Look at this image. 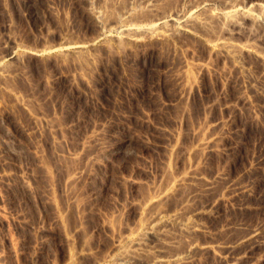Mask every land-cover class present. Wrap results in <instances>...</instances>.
I'll return each instance as SVG.
<instances>
[{
    "label": "rangeland",
    "instance_id": "rangeland-1",
    "mask_svg": "<svg viewBox=\"0 0 264 264\" xmlns=\"http://www.w3.org/2000/svg\"><path fill=\"white\" fill-rule=\"evenodd\" d=\"M130 1L96 0L89 5L87 0H31L33 5L26 8L20 0H0V55L7 54L13 42L24 50L33 51L43 44L57 43L62 35L75 41L90 38L97 33L91 11L100 9L112 21L119 5H129ZM249 1L258 0L240 2ZM157 2L162 9L176 4H179L178 8L183 7L180 0ZM29 11L36 12L33 19L28 17ZM242 26L244 28L230 38L244 42L250 38L249 33L251 36L255 33L257 52H261L260 56L262 54L263 57L262 27H251L246 23ZM214 27L217 32L219 26L214 24ZM221 34L229 38L225 33L219 32L218 35ZM206 36L211 38L213 33L206 32ZM150 42L125 50L117 47L118 50L114 46L106 51L98 47L96 56L90 62L92 64L85 65L75 57L41 58L24 54L15 59L6 58L9 67L7 74L10 76H0V139L8 135L20 147L18 157L10 159L6 168L11 172L17 167L29 172L32 186L30 191L25 190L16 180L4 191L0 184V206L4 205L2 207L9 216L8 221L0 222V250L10 263L65 264L69 247L75 254V264H92L94 258L110 253L112 246L103 224L105 217L121 207L123 216L115 222L114 227L123 222L131 223L133 207L128 206V202L147 194L146 188L150 183L168 177L163 162L169 153L168 145L173 143L171 133L176 135L175 143L179 142L171 159L172 172L179 171L193 160H200L199 167L205 176H212L225 167L230 177L238 173L235 176L242 177L243 183L252 186L260 197L254 202L257 210L242 213L222 203L216 215L201 217V222L215 238L229 240L235 235L223 236L218 234V230L215 231L228 223L239 220L252 225L264 221V165L259 170L248 172L249 164L254 159L264 160V65L250 53H244L235 62L242 69L235 70L228 59L209 54V48L196 37L180 34L170 42ZM183 61L192 68V78H195L197 86L188 98L181 97V84L176 78ZM198 63H205L211 68L196 73L195 64ZM147 66L149 69L145 68ZM244 72L251 79H258V82L253 80L255 89L248 85V80L240 79ZM224 75H229L226 76L229 78H223ZM240 93L248 97L247 103L251 104H243ZM15 98L21 101L17 102ZM226 103H230L232 108L227 110ZM217 119L224 121L226 129H221V132L219 129L216 133L219 131L220 137L228 133L229 137L225 138L223 134V140L219 138L223 144L219 140L216 144L219 148L225 147L224 150L229 147L227 152L214 151L204 153V156L198 152L194 154L196 156L193 153L188 157L183 155L194 144L192 130L202 127L201 133L206 135L211 131H206V125ZM100 125V143L104 146L123 140L128 143L124 154L120 152L111 156L105 164L95 167L89 164L85 152L79 151V148L84 140H88L90 131L98 130ZM68 150L79 151V157L71 161L67 158ZM79 169L80 176L74 183L71 182L73 185L68 184L67 177ZM128 174L146 183H128L119 179ZM217 186L215 192L202 193L200 202L199 198L196 202L209 205L220 184ZM179 195L180 192L167 198L165 204L162 203L164 208L176 205ZM72 197L74 202H70ZM58 215L63 216V223H59ZM16 217L21 218L24 224H14ZM78 225H81L79 229ZM40 228L48 231L42 246L39 244ZM65 234L67 237L70 235V244L66 242ZM176 234L178 232L173 228L169 232L172 236ZM199 237L202 242L209 240L205 233ZM179 239L177 248L173 247L174 251L184 248L186 238ZM83 246L90 249L89 254H79ZM156 247V242H148L142 252L152 254ZM200 258L196 264L216 263L205 253Z\"/></svg>",
    "mask_w": 264,
    "mask_h": 264
},
{
    "label": "bare ground",
    "instance_id": "bare-ground-1",
    "mask_svg": "<svg viewBox=\"0 0 264 264\" xmlns=\"http://www.w3.org/2000/svg\"><path fill=\"white\" fill-rule=\"evenodd\" d=\"M20 1L21 4L26 8H31V6L33 5L31 0H20ZM87 1L89 5H93V3H95L96 0H87ZM157 1L158 0H131L129 2V5L119 3L120 7H118V11L116 12L117 14L115 18H114L115 15H113L112 19L114 20L112 21H110L111 18L108 20L104 12H102V10L100 9H99L100 11L98 9H97L98 11H91L90 15L97 28V33L94 36L87 39H83V40L81 39L75 41L67 36L62 35L59 36L57 43L43 44L44 43L43 41V43H41L43 45L38 46V48L36 49H32L33 51L24 50L19 44L13 42L7 54L0 55V76H4L7 73H9L8 72L9 67L7 65V62H5L6 58L15 59L19 56L22 55L24 56V54L25 55L30 54L36 57L39 56L41 58L50 57V56H56L59 58L75 57L78 59V61L80 60L85 65L90 63L94 59V55L98 47L106 49V51L114 46H115L114 48L120 47L125 50V49H131L136 45L145 44L146 42L149 41L151 42L154 41L159 43L170 42L176 35H180V34L189 37H196L201 42L203 41L204 45H206L209 48L208 51L209 54L213 53L215 55H218L219 57L221 56L225 59H228L229 62L232 63L231 67L235 68V70L236 68L237 69L239 68L238 67L239 65L238 66L235 65V62L244 53H250L251 55H253L254 58L261 61L262 64L264 65V58H263L264 55L262 57V54L260 56L261 52L260 53L257 52L258 48L256 46L257 45L256 43L258 39L253 35L255 33L252 32L253 33L252 36L251 33H249L250 38H248L249 36H247L248 39H246L244 42H240V41L237 42L234 41L232 38H230L237 33L236 31L242 30V28H244L242 24L246 23L251 27L253 26L262 27L260 29L261 30L260 37L264 39L263 0L249 1L247 3H241L240 2L241 0H180V2L183 3L182 4L183 7L178 8L179 4L177 6V4L174 5L175 4L174 3L173 4L174 6L168 8L164 7L165 9L160 8L159 7L160 5H158ZM214 6H216L215 9H213ZM217 6L219 7L218 10H216L218 8ZM34 13L33 11H29L28 17L30 19H33ZM214 24L219 26L217 32L216 30H214L216 27V26L214 27ZM229 28L232 29L230 30ZM105 29L108 31L107 32L108 34L104 32L106 31ZM206 32H212L213 37L207 38ZM219 32L227 34L229 38L226 37L224 38L222 34L221 36L218 35ZM191 65L194 66V64ZM195 66H196L195 68L196 73H201V71L202 72L209 71L211 68L209 65L205 63L204 64L198 63L197 65L195 64ZM145 68L149 69L148 66ZM191 69L188 63L184 62L180 66V71L177 72L178 74L176 75V78H178V81L180 82L182 88L181 97H187L190 93H193L195 89H197L196 82L194 80L195 78H192L193 75ZM241 69L239 68V70ZM228 73L229 72H227V74ZM226 76L223 78L228 79L229 77L226 78ZM240 79L243 81L248 80V85L252 87V90L253 88L254 89L256 88V84H254V82L257 81L258 79L257 80L251 79L248 76L247 72L242 73V75H240ZM252 83L255 86L252 85ZM245 88L247 89V87ZM254 92H255L254 94H256V91ZM242 93H240L241 95L239 94V96L240 97L242 96L241 97L242 103L245 104L248 101V97L247 98L244 97ZM18 99L15 98L17 102H20L21 100L18 101ZM249 103L250 102H248L247 104ZM258 106L260 105L258 104ZM226 108L227 110L231 109L232 105H230V103L229 104L226 103ZM34 120L36 121L37 118L34 117ZM224 125H225L224 121L221 119L210 121L206 125V131L207 132L209 130L211 131L210 133L206 132L207 133L206 135L201 133L202 127H196L197 129L196 128L193 129L192 136L194 138L193 139L194 142L192 143L194 144H192L186 150L185 153L182 152L183 155L185 154L188 157L191 156V154L193 153V156H196L194 154L198 152L200 154L203 153L204 156L205 155L204 153L208 154L214 151H217L216 153H218V151H220L221 153H223L224 151L227 152V149H229V147L226 150H224L225 147L224 149H222L218 147L219 146L218 144H216L220 141H221L220 143H222L224 135L225 138L228 136V133L227 136L226 134L223 133L224 135L222 134L223 136L222 138V136L220 137V134H218L219 131L216 133V131L219 129L220 132L222 131L221 129H226L224 128ZM101 129L102 128L100 125V128L98 130L97 129L95 131L93 130V132L91 130L90 131L91 135L90 133L89 135H87L89 136L88 140L87 139L84 140L85 142H83L81 147L79 148V151L85 152V156H86L85 159L89 160L90 162L89 164L95 167H99L100 165L105 164L108 158L111 156L118 155V153L120 152L124 154V151L126 150V145L128 143V141L123 140V141H119L118 143L115 142L116 144L111 146L106 145L107 146L106 148V146H104L103 143H100V139H101L100 137L102 135ZM171 137L173 143L168 145L169 148L167 150L169 151V153H167L168 155L165 153V155L167 156L163 162L164 171L166 170L165 172L169 173V174L166 173V176L168 177H166L165 179H161L162 178L161 177L159 181L150 183L148 188H146L148 189L147 194L143 195L140 198H134L128 202V206L131 205L133 207L131 223L123 222L117 228L114 227L115 222L117 220H120L122 212L124 211L122 210L121 212L120 209L121 207L115 209L116 208L115 206L114 208L115 210L113 209L114 211H111L109 214H107L103 224L105 230H107V232L109 233L108 237L110 238V242L112 246L110 249L112 250L110 253L103 255L101 258H97V259L94 258L93 263L92 262L90 263L92 264H103V263L196 264L201 260L200 257L203 256V254L205 253L208 254V256H211L214 259L213 261H215L218 264H264V221L261 220L260 223L246 225L238 220V222L235 223L233 222L231 224L228 223L215 230V231L218 230V234L221 233L223 234V236L224 234L228 235L231 233H235V235L231 237L229 240H221L219 239V237L215 238L214 234L208 231L209 229L206 228L207 226L203 225V223L201 222V217H209L216 215V213H218V207L222 203L229 204L232 206L231 208L242 213H247L252 210H257V208L254 207L255 205L254 202H256L260 197L255 192L253 187L243 183L244 181H242L241 179L242 177L235 176L238 173H235L233 177H230L228 175L229 173L227 174L226 171L224 170L225 167L224 169L221 168L217 170L215 173H213L212 176H205L202 173L201 168L199 167L201 163L199 164L198 161L200 162V160L190 161L188 162V165L186 163L185 164L186 166L181 168L179 171L172 172L171 159L173 153L175 152L174 149L175 147H177L175 146L177 143H175L176 135L174 133L173 134L171 133ZM108 138H110V136ZM219 138H222V140H219ZM11 139L8 135H3L0 139V166H1L0 184L3 188H5L2 190L5 191L7 188L12 186V184L17 180V182L19 181L25 190L27 189L28 191H30V189H32V186H31V179L29 176L30 174L29 172L28 174L24 169L18 170V167L17 170L15 169V171L11 172L8 168H6L8 166V161L15 157L17 158L18 157L17 155H19L20 147H18L17 144L13 142V140L11 141ZM110 141L111 140H109V144ZM104 147H105V152H104ZM79 151L68 150L67 158L70 159L71 161L72 159H77L80 155ZM262 165H264V160H262L261 158H256L253 160L252 163L249 164L248 172L250 173L253 170L258 169ZM263 172L264 169L262 173ZM80 173H81L80 169L76 172L74 171L73 173L71 172V174L66 179L67 183L70 184L71 182L76 181L78 176H80ZM119 179L123 182H128V183H136V184L146 183L144 180L136 178L130 174L120 176ZM148 184L149 183H147V185ZM217 184H220V187L217 188L216 193L213 195L212 201L210 200L211 203L209 205L204 206V204L198 203V201L196 202L198 198L200 202L201 200L200 197L202 193H209V192L211 193V191L215 192L214 189H216L215 186L218 187ZM71 185L73 184L71 183ZM178 192H180L179 201H177L178 203H176V205H174L173 207L164 208L162 203H164V201L167 198L175 195ZM1 194L2 193L0 191V198L2 197ZM72 200L74 202V197H72L70 202ZM2 206L4 205L2 204L0 206L1 223L2 221L9 220L7 211ZM221 213L222 212H220L219 214ZM219 214H217V217ZM62 217L58 215L59 223H63ZM14 222L17 225L24 224L23 220L19 217H16L13 220V223ZM80 227L81 225H78L77 229H79ZM169 228L171 229L173 228L175 231H177L178 232V234H176L177 236L169 235V232L171 230V229L169 230ZM202 233L208 235L209 240L206 241L203 240L202 242V240L199 239L200 238L199 235H201ZM38 234L40 236L39 244L40 246H42L44 244L45 236L48 235V231L45 228H40L38 230ZM66 235L67 234H65L64 236L66 242L70 244L71 239L68 238L70 235L68 237ZM179 238H184V239L186 238L185 243L183 245L184 248H182V251H174V249L177 248V245H179V242L181 240ZM148 242H152V243L156 242L157 247L156 249H154L152 254L149 253V255H146L148 253L144 254L142 251ZM69 244L67 246H69ZM89 253H90V249L84 248V246L79 252V254L81 255H87ZM65 259H66L65 260L66 262L64 261L65 264H75L76 261L75 254L73 253V250L70 247L68 249L67 258ZM0 264H14V263H10L6 259L2 250H0ZM49 264H54V263H49Z\"/></svg>",
    "mask_w": 264,
    "mask_h": 264
}]
</instances>
